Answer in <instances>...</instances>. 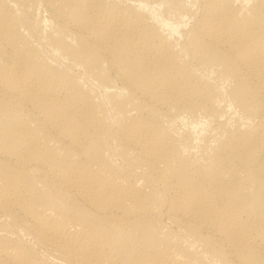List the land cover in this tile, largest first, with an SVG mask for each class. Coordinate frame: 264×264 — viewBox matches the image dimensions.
<instances>
[{
  "label": "bare ground",
  "instance_id": "6f19581e",
  "mask_svg": "<svg viewBox=\"0 0 264 264\" xmlns=\"http://www.w3.org/2000/svg\"><path fill=\"white\" fill-rule=\"evenodd\" d=\"M0 264H264V0H0Z\"/></svg>",
  "mask_w": 264,
  "mask_h": 264
}]
</instances>
